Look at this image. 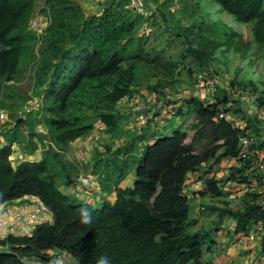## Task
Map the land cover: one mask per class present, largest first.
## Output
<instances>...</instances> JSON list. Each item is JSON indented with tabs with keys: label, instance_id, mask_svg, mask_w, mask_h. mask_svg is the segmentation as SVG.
Instances as JSON below:
<instances>
[{
	"label": "trees",
	"instance_id": "16d2710c",
	"mask_svg": "<svg viewBox=\"0 0 264 264\" xmlns=\"http://www.w3.org/2000/svg\"><path fill=\"white\" fill-rule=\"evenodd\" d=\"M40 1L0 0V85L16 81L28 43L36 41V34L28 28L30 19L37 11L50 16L31 74L39 105L23 112L31 115L24 117L30 132L25 135L18 128L20 116L11 120L16 123L13 126L0 129L5 142L0 146V205L35 195L51 212L52 220L35 226L31 236L0 240V264H25L23 257L45 264L52 250L66 251L71 259L68 264H202L204 245H216L213 237L225 216L233 219L235 234H248L264 217L261 206L253 202L257 197L264 199V195L246 192L242 207H233L225 199L226 184L245 185L248 181L243 175L247 163L233 168L225 181L204 179L198 195L209 194L220 200V206H205L217 216L208 228H195L198 220L190 216V198L184 193L188 174L200 171L209 161L218 164L223 158L237 156L239 129L217 117L218 112L230 108L228 95L213 94L211 101L188 96L177 107L175 115L182 114L183 108L187 114L195 113L193 136H207L198 150L185 142V131L176 129L165 135L150 127L151 120L158 123L167 116L159 118V110L148 117L140 131L134 128L130 132L125 128L130 115L121 113L118 104L132 98L141 87L161 95L164 88L173 86L172 80H167L169 69L161 73L157 65L148 63L158 55L143 46L146 37L139 34L153 18L152 11L144 19L122 0L102 1L93 13L85 12L80 0H43L44 8ZM211 1L235 21L250 23V37L221 19L217 30L207 35L195 28L194 18L184 19L188 15L184 7L177 15L171 0H145L154 5V14L165 22L168 31L182 38L185 51L195 58L201 72L211 68L214 61L220 63V57L227 61L231 55V60L244 62L250 57L255 60L260 52L257 56L262 58L264 0ZM164 4L169 5L166 12ZM193 5L197 9L200 2L196 0ZM189 19L191 23H187ZM168 61L172 62L170 58ZM147 69L156 78L154 82L146 80ZM241 70L239 63L229 88L247 92L257 108L263 109L264 79L238 77ZM186 73L191 78L194 71L187 68ZM29 100L27 97L23 105ZM232 102L242 104L237 99ZM239 108L234 112L240 113ZM133 117L135 120L134 113ZM96 122L114 142L124 140L114 148L94 150L92 175L98 178L102 192L114 194L113 202L103 201L99 206L62 193L52 170L59 164L65 169L62 163L66 166L64 154L70 143L88 135ZM37 127L45 132H38ZM14 145L26 156L39 149L41 158H24L12 164ZM258 146L264 148V142ZM132 164V186L118 187ZM260 248L264 252V234Z\"/></svg>",
	"mask_w": 264,
	"mask_h": 264
},
{
	"label": "rangeland",
	"instance_id": "374dc122",
	"mask_svg": "<svg viewBox=\"0 0 264 264\" xmlns=\"http://www.w3.org/2000/svg\"><path fill=\"white\" fill-rule=\"evenodd\" d=\"M97 1L96 2L98 3L99 9H100V7L102 6V1L101 0H97ZM166 1L168 2L169 0H166ZM194 1L196 0H171V3H173V7L171 6V8L175 10V13H177V15H179L181 14V9L184 7L185 11H187L188 13V15L184 16V19L186 17L194 18L195 23H196L195 28L196 29L200 28L201 31L207 35H210L212 30L213 31L217 30L216 24H219V20L221 19L222 22L226 24H230L235 31L244 33L245 35L250 37L251 35V31H250L251 24L250 23H247L246 25L244 23H239L235 21L231 15L225 12H220L218 6L214 4L211 0H197L200 2V6L197 9L193 5ZM150 4L152 3L150 2ZM150 4H148V6H150ZM150 8L153 14V18L147 22L148 23L147 27H141L139 34H142L144 37H146V39L144 40L145 42L143 46L146 49L152 48L151 52L152 53L156 52L155 55L156 56L158 55L154 61H148V63L157 65L161 73H165L168 71L167 69H169L170 77H168L167 80L169 81L172 80L171 82H173V86L172 87L167 86L166 88H164L163 94L161 95H155L158 93H155V92L151 93L150 91L141 87L140 91L131 99V101L129 100L131 102V106H129L130 108L133 107L135 104H142L146 99L150 97H152L151 99L155 98L153 97L152 94H154L156 97L157 96H173L174 98L179 97L180 100L182 101L184 98L188 96H193V97H198V98L202 97L203 99L205 98L207 99V101H210L212 100V97L211 95L208 96L207 90L211 91V93L213 91H212V88L210 87V84L207 82L210 79H213L216 77L219 80V83L216 86V90H217L216 94L217 93L223 94V92H225L229 98L230 97L232 98L233 96L238 97L239 101L242 103L240 106L243 110H248L250 113L259 111V113L261 114H259L258 118L256 117V119H260V117H264V108L258 110L257 104H255L251 98L247 97L248 95L247 92L241 91L239 89L232 90L229 88V85H228L229 79L235 73L234 71L239 63L242 65L243 70L238 72V77H241L243 75L248 78L253 76L255 78L258 77V78L264 79V53L262 54L263 55L262 58H259L261 54H259L260 52H258L256 54L259 56L256 55L255 60L253 59V57H250L244 62L239 59L231 60L230 58L233 57L231 55L227 61H224L220 57V61H221L220 63H217L214 61L211 64L212 66L211 68H209L207 71L201 72L198 69L195 58L191 54L185 51V46L182 41V38L169 32L165 22H162V20H160L159 15L154 14L152 10L153 8L151 6ZM168 8H169V5L164 4L163 10H165V12ZM89 10H92L91 12H97L98 9L95 7V10H94V7H93V9L91 8ZM85 11L88 12V9L86 8V6H85ZM91 12H88V13H91ZM184 19H182V21ZM190 21L191 19H189L187 23H189ZM174 32L177 33V31H174ZM37 36L39 40H41L42 36L37 34L36 41H34V43L31 41L28 43V49H27L28 53H26V55L20 62V69H19L20 75L16 79L15 81L16 83L0 85V110H3L4 114L6 115L5 120H0V129L2 128L6 129L11 125L13 126L16 123L13 124L11 120L17 119V117L20 116L22 117V121L19 124L18 128L25 135H28L30 132L29 129L27 128V120H25L24 117L28 118L31 115H26L25 113H23L25 112L26 107L23 105L22 102H24L27 97L30 98L31 96H34L33 91H32L33 90L32 89V78H31L32 75H31L30 70L33 71V67H34V63H33L35 59L34 56H35V51L37 50L36 47L38 45ZM168 58L171 59L172 61L171 63L170 61H168ZM145 67L146 66H143V68ZM187 68L193 69L194 71L193 77L190 78L187 75L186 73ZM147 71H148L147 72L148 76L146 77V80L154 82L156 78L152 77L151 70L147 69ZM163 78L165 79V77ZM138 94H141L143 97L138 96ZM255 97H257V95H255ZM142 98H144V101ZM232 101L230 102L233 103ZM236 105H239V104L234 103V107ZM129 107L126 108V107H123L122 105L120 106L119 104V108L121 109L122 108L130 109ZM241 108H239V110L242 112ZM223 109H225V107ZM129 115H130L128 119L129 123L125 128L128 131L132 132L134 128L137 129L139 127L137 126L134 120V117H133V113H131V111L129 112ZM178 116L180 120H182L180 128L182 127L184 128L187 134V138L188 140H190L193 136V129H194L193 122H192L193 119L189 115H186L184 117H182L183 115H178ZM240 119H241L240 122L243 125H245L246 123L245 119L244 118H240ZM259 123L260 125H262V122H259ZM99 125L100 127L102 126L99 122H96L94 129L89 134L94 133V138H95L94 140H95V145H96L95 148L98 147L99 149L102 150L105 147H109L111 142L107 141V139L102 136L103 130L101 128L103 126L100 128ZM153 127L156 129L155 126ZM245 130L247 131L250 129L246 127L245 125ZM247 132L249 133V131ZM204 136L207 137L206 135ZM198 140H200V138ZM1 145L2 144H0V146ZM76 152L77 150L75 151L73 155V157H75L77 161V163L75 161L76 166H78V170L75 174H77L78 171L82 172V174H86V171L88 172V170H91V168H89L90 162L89 161L84 162V159H87V157L82 149L78 151L77 157H76ZM10 159L12 161V164H16L17 162H19L20 158L17 155L16 149H14V152L11 154ZM208 165L209 164L206 163L204 166L208 167ZM56 166H54L52 170H54L55 172L57 171L58 175H63L67 173V171L62 168H61V171L59 170V168L61 167L60 164L57 167ZM204 166H202V168ZM132 168H134L133 164L128 166V170H131ZM245 189L246 188L243 185H240V184L234 185L233 183L232 187L230 188L228 187L226 191L227 197L225 199L228 200L230 202V205H232L233 207H242V204L244 201L243 199L246 193ZM219 201L220 200L214 198L211 195H208L205 197H194L191 200V204H190V206L192 207L191 214L198 215V213H194L195 212L194 208L196 207L197 204L201 202H202L201 204H204L205 206L206 205L220 206ZM198 216H200L201 218L199 219V223L197 226H195V228L196 227L208 228L212 224V222L215 221V219L217 218L216 212H211L209 210H206V208H201L200 214ZM226 218H228V216H225L223 219H226Z\"/></svg>",
	"mask_w": 264,
	"mask_h": 264
},
{
	"label": "crops",
	"instance_id": "0c3cea01",
	"mask_svg": "<svg viewBox=\"0 0 264 264\" xmlns=\"http://www.w3.org/2000/svg\"><path fill=\"white\" fill-rule=\"evenodd\" d=\"M96 1L97 0H82V2H81V0H80V3L83 4L82 6H83L84 10H85V6H86V8L88 9V12H91L92 10H89V9H91V8L93 9V7H94V10H95V7L99 10V6L97 3L98 1L97 2ZM40 3H43V0H41L39 2V4ZM148 3L150 4V2H148ZM151 7L155 8L153 4ZM91 13H93V12H91ZM215 91L213 93H211V91L207 90L208 96L211 95V97H213V94H216ZM152 95H153V97H156L154 94H152ZM138 96H142V95L138 94ZM132 98L125 99V100L121 101L119 103L120 106L122 105L123 107L128 108L129 106H131L130 101ZM151 98L152 97L146 99L145 101H144V98H142L144 101L143 103L144 104L150 103L151 100L154 99V98L153 99H151ZM199 98L203 99L202 97H199ZM229 99H230V101L236 100V99L239 101L238 97H235V96H233L232 98L230 97ZM243 99H244V97H243ZM205 100H207V99H205ZM119 104H118L117 108L121 113L127 115V114H129L130 111H131V113L133 112L132 111L133 107H131V108L129 107L130 109H123V108L121 109V108H119ZM228 107H230V108L227 109L225 107V109H227V112H226L227 115H236V116L238 115V117L240 116V118L245 119V121H246L245 125H246V127H248L250 129L247 131H249V135L255 144H259L261 142H264V117H260V119H256V117L258 118L259 114H261V113H259V111L254 112V113H250L248 110H243L240 105L234 107V103H231V102L229 103ZM238 107H240L242 109V112L240 114L239 113L236 114L234 112L235 108L237 109ZM186 111H187V108H183L182 114H177L175 116H165L164 117L163 115L160 114L159 118L164 117L163 118L164 121L158 122L159 123L158 124L156 122V120H151L148 124L150 126H152V128H153V126H155L156 129H158L157 131H159V133H163L165 135H170L176 129H180L182 131H185L182 126H181L182 128H180L182 120H180L178 115H183L182 117H184L186 115L191 116L193 119L192 120L193 126L197 122V118L194 115L195 113L187 114ZM259 122H262V125H260ZM99 127H100V125H99ZM141 128L142 127L138 128V131H140ZM101 129L103 130V127ZM195 130H196V128L194 127L193 134H194ZM102 136L104 138H106L107 141L111 142L109 147H112V148L116 147L118 144H120L124 141L123 139H121V142H120V140L114 142V140L110 137V135H108L104 131H102ZM199 138H200V140H198ZM206 138L207 137H205V136L204 137H198L197 135H194V136H192V138L190 140H188V138L186 137L185 142L187 144H192L194 149L198 150L199 145H201L203 142L205 143ZM94 139H95L94 133H91V134H88L84 137L77 138L76 140L72 141L70 143L69 147L67 148V150L65 151V154H64V158L67 162L66 166H65V162L62 163V165H64L62 167L65 168L64 170H66L67 173H65L63 175H58L57 171L55 172L53 170L54 171L53 174H54V180L56 181V183L59 187V190L62 193L69 194V195H75L80 200H83L87 203H90L93 206H99L103 201L113 202L114 201V194L102 192L100 190L98 178L97 177L95 178L92 175V172H91V170H92V158H93L94 150H95V146H96ZM150 142H152V140H150ZM4 143L5 142L3 141L2 137L0 136V144L3 145ZM13 149L17 150V155L20 158L19 161L23 160L24 158H28L30 160H39L41 158V155H42L41 151L39 149L32 156L23 155L19 151L18 147H16V145L13 146ZM80 149L83 150V152L86 154V157H87V159H84V162H87V161L90 162L89 168H91V170H88L89 173L86 171V174H82V172H79V171L77 174H75L78 170V166H76L77 161H76V158L73 157V155H74L75 151L77 150V152H76V157H77L78 151H80ZM69 154H70V156H69ZM75 161H76V163H75ZM211 162L212 161H209L208 167L204 166L200 171L188 174V178H187L186 183H185L184 193L190 198V204H191V200L194 197H201L200 195H198V191L202 190V188H204V179L205 178L213 177L215 180L225 181L228 178L230 172H232L233 168L238 166L237 161H235L233 158L232 159L231 158H223L218 164H212ZM59 170L61 171V167L59 168ZM88 174H90L95 179H97V186L92 188V189H89L88 187H78L77 183H76V181H78V177L82 176V175H88ZM134 178H135L134 168H132L131 170H128V174L125 176V178H123L119 182L118 187L125 188V187L132 186ZM232 185L233 184L228 183V184H226V188L228 189V187L230 188V187H232ZM208 195H205V196H208ZM205 196H203V197H205ZM26 202H28V199L26 198V196L23 198H20V199L12 200L11 202H9L7 204L0 205V211L8 205H18V204H22V203H26ZM201 203L197 204L196 207L194 208V210H195L194 213H198V215L200 214L201 208H205V205L201 204ZM191 209H192V207L190 206V216L197 218L198 222L195 225V226H197L199 223V219L201 217L196 215V214H191ZM233 228H234V221L232 218L228 217V218L222 220L220 229L215 233V235L213 237L216 240L215 241L216 245L212 248H208L207 245H204V248H206V250L203 252V255L201 257V263L202 264H243L245 259H249L248 264H264V252H262L261 248H260V238H256L254 241L250 242L248 244V246L240 245L237 243V237L239 236V234H235L233 232ZM70 261H71V259L69 260V262Z\"/></svg>",
	"mask_w": 264,
	"mask_h": 264
},
{
	"label": "built area",
	"instance_id": "2783aa9c",
	"mask_svg": "<svg viewBox=\"0 0 264 264\" xmlns=\"http://www.w3.org/2000/svg\"><path fill=\"white\" fill-rule=\"evenodd\" d=\"M105 1V0H101ZM127 3V7L134 9L144 19H147L151 14V9L145 0H122ZM43 6V3L41 4ZM50 24V16L48 12L46 14L37 11L36 14L30 19L28 28L36 35H44L47 26ZM146 27V24L143 25ZM38 39V45L36 47L34 56V66L39 60L38 46L40 40ZM31 74H32V70ZM15 81H8L7 84H15ZM207 83L210 84L212 91L214 92L219 80L215 77L210 79ZM212 92V93H213ZM179 97L173 96H159L154 100H151L147 104H135L132 111L135 115V121L138 127L146 124L148 117L153 116L154 111L159 110L162 115L173 116L176 114V109L181 105ZM38 98L31 96L29 103L25 105V112H29L38 108ZM217 117H223L233 128L239 129L238 144H237V156L234 159L238 165L240 163H247L248 167L243 173L247 177L248 181L243 185L246 192H254L258 196L264 195V148L258 146L252 141L249 133L245 130L243 125L236 115H227L226 112L220 111ZM6 115L3 110H0V120H5ZM161 122V120L159 121ZM36 130L40 133L45 132L43 127H37ZM78 187H88L92 189L97 186V180L90 175H82L78 177ZM25 197V196H24ZM28 202L18 205H8L0 211V240H5L8 237H24L31 236L34 227L44 223H50L52 220V214L47 209L43 201L35 195H27ZM254 203L260 205L264 212V199L257 197L253 200ZM264 234V217L259 219L248 234H239L237 237V243L240 245H246L256 238H260ZM3 248H6L4 245ZM2 247L0 246V250ZM51 253V258L46 264H67L68 254L64 250H54ZM22 260L25 264H42L40 261H36L33 258L23 257ZM249 259H245L243 264H248Z\"/></svg>",
	"mask_w": 264,
	"mask_h": 264
},
{
	"label": "clouds",
	"instance_id": "9594fccd",
	"mask_svg": "<svg viewBox=\"0 0 264 264\" xmlns=\"http://www.w3.org/2000/svg\"><path fill=\"white\" fill-rule=\"evenodd\" d=\"M53 251V250H52ZM52 251H49V254H51L50 252H52ZM30 258V257H29ZM34 259V258H33ZM69 259H70V257L68 256V262H67V264L69 263ZM36 261H38L37 259H35ZM47 263V262H46ZM45 263V264H46Z\"/></svg>",
	"mask_w": 264,
	"mask_h": 264
}]
</instances>
